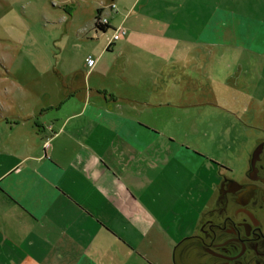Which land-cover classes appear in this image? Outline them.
<instances>
[{
  "label": "crops",
  "instance_id": "1",
  "mask_svg": "<svg viewBox=\"0 0 264 264\" xmlns=\"http://www.w3.org/2000/svg\"><path fill=\"white\" fill-rule=\"evenodd\" d=\"M130 1L113 2L112 27L107 19L125 34L57 71L62 83L44 101L0 105V264H158L135 242L152 227L138 195L161 198L190 158L163 145L176 139L140 106L175 86L199 89L198 61L219 45L226 58L264 60V0Z\"/></svg>",
  "mask_w": 264,
  "mask_h": 264
},
{
  "label": "rangeland",
  "instance_id": "2",
  "mask_svg": "<svg viewBox=\"0 0 264 264\" xmlns=\"http://www.w3.org/2000/svg\"><path fill=\"white\" fill-rule=\"evenodd\" d=\"M113 2L117 0H0V105L13 109L21 104L38 105L61 85L57 71L70 70L73 58L95 59L106 41L109 48L115 41L113 32L95 31L93 25L97 9L102 7L99 18L113 26ZM201 50L206 48L201 46ZM215 51L216 57L198 61L202 68L199 89L184 93L175 86L171 99L153 98L152 105L140 106L147 110L143 119L147 121L151 113L164 135L176 139L163 145L182 149L190 158L184 162L178 185L170 181L161 198L158 190L138 195L152 215V227L147 237L137 234L135 242L150 250L151 259L158 264L179 262V251L173 262L166 249L198 233L201 223L210 217L213 181L223 171L221 167L235 168L228 146L232 135L264 133V60L226 58V48L221 45ZM251 63L257 64V70L251 71ZM229 75L232 81L225 77ZM256 80L258 88L252 87ZM245 86L247 90L242 88ZM167 117L182 120L174 124L166 122ZM247 118L259 126L247 123ZM193 260L191 257L185 264Z\"/></svg>",
  "mask_w": 264,
  "mask_h": 264
},
{
  "label": "flooded vegetation",
  "instance_id": "3",
  "mask_svg": "<svg viewBox=\"0 0 264 264\" xmlns=\"http://www.w3.org/2000/svg\"><path fill=\"white\" fill-rule=\"evenodd\" d=\"M232 136L235 168L221 167L210 217L174 246L176 264H264V133Z\"/></svg>",
  "mask_w": 264,
  "mask_h": 264
},
{
  "label": "built area",
  "instance_id": "4",
  "mask_svg": "<svg viewBox=\"0 0 264 264\" xmlns=\"http://www.w3.org/2000/svg\"><path fill=\"white\" fill-rule=\"evenodd\" d=\"M110 7H111L112 9L115 8L114 3H112V4L110 5ZM98 21H99L101 24H106V23H107V21L105 20V18L102 19V17H100ZM123 34H125V30H124L123 28H121V27L116 28V29L113 30V35H112V38H111V39H112V40H117V39H119ZM89 63H90V61H89ZM43 144H44V147H47V146L49 145V138H46Z\"/></svg>",
  "mask_w": 264,
  "mask_h": 264
},
{
  "label": "trees",
  "instance_id": "5",
  "mask_svg": "<svg viewBox=\"0 0 264 264\" xmlns=\"http://www.w3.org/2000/svg\"><path fill=\"white\" fill-rule=\"evenodd\" d=\"M99 13H100V9L98 8L97 9V14L95 16V19H94V25H93V28L95 31L97 30H101V31H105L106 30V27L107 26V23L106 24H101L98 20H99Z\"/></svg>",
  "mask_w": 264,
  "mask_h": 264
}]
</instances>
